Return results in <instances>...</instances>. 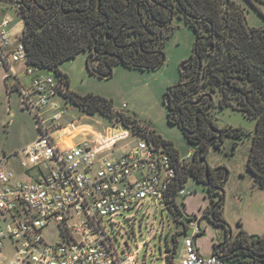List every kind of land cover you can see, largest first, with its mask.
Segmentation results:
<instances>
[{
    "label": "built area",
    "instance_id": "1",
    "mask_svg": "<svg viewBox=\"0 0 264 264\" xmlns=\"http://www.w3.org/2000/svg\"><path fill=\"white\" fill-rule=\"evenodd\" d=\"M9 23V17L0 22V68L13 78L25 106L36 115L40 133L18 153L24 178L0 161V264H146L137 252L116 243L106 220L115 224L114 217L133 211L125 216L133 228L131 221L146 199L167 207L174 196L178 201L185 191L178 190L182 166L192 157L174 156L155 138L144 135H136L132 146L116 156L128 147L117 146L135 135L132 129L131 133L107 129L104 134L63 126L67 109L57 100L64 87L60 77L27 63L25 44L21 37L11 41ZM18 64L30 76V88L23 85ZM60 129L70 133H63L58 141L55 134ZM80 135L83 138L77 141ZM33 168L38 176L32 174ZM182 227L179 264H229L219 255L199 252L201 219H190ZM49 228L57 232V241L45 238ZM146 244L144 240L139 246Z\"/></svg>",
    "mask_w": 264,
    "mask_h": 264
},
{
    "label": "trees",
    "instance_id": "2",
    "mask_svg": "<svg viewBox=\"0 0 264 264\" xmlns=\"http://www.w3.org/2000/svg\"><path fill=\"white\" fill-rule=\"evenodd\" d=\"M250 1L253 3V0ZM15 2L16 9L25 22L20 37L26 47L27 63L56 71L63 83L61 94L66 101L88 114L101 113L112 121H119L125 127L132 129L135 135L155 138L172 155H180L173 141L164 138L148 125L142 124L136 117L115 109L112 99L93 93L81 95L72 90L67 74L60 70V64L76 57L81 51H88L89 56L94 53L93 60H97L96 53L99 47L97 40L104 38L111 30L109 24L117 23L108 16L105 9V5L110 3L109 0H16ZM115 4L123 10V20L129 22L128 26L132 31L139 33L140 28L133 25L135 20L141 19L136 6L132 3L127 5L128 3L124 1H115ZM258 9L264 16V11ZM172 12L175 14L179 12V16H183L182 19L195 32L197 40L193 54L196 53L202 58V61L195 60L194 75L185 80L186 72L182 71L181 80L168 87L164 94L168 122L179 126L196 148L194 153L196 162L193 164L187 162L182 166L183 176L178 190L184 187L190 176L198 182L208 183L206 165H198L200 161L197 158L199 152L204 150L211 139L208 134V124L213 123L212 118L209 117L207 121H203L202 118V115L207 118L210 108L215 105L209 91L218 90L224 95L220 102L222 107L232 105V100L236 99L240 103V110L256 119L247 171L253 175L257 185L264 188V27L249 26L245 9L236 0H162L150 14L155 23L165 24ZM143 31L150 33L152 28L148 26ZM171 35L172 32L165 35L161 41L160 51L152 61H146L145 57H136L127 58V61L110 60L105 66L96 67L94 64L91 66L88 60L89 68L91 72L101 77L111 76L114 66L118 63L140 70L157 69L166 60L165 46ZM199 110H202L200 114ZM223 131H225L223 137L229 135L234 138V147L248 135L242 128ZM218 173L217 169L211 168L209 171L211 181L209 185L215 189L213 190L215 196L219 193L216 191L217 188L225 186L224 183L218 182ZM225 198L223 194L220 195L214 216H208L213 223L227 229V241L219 248L238 246V250H235L237 254L231 257L223 256V259L229 264L252 262L264 264V235L249 234L240 222L241 228L235 239H228L231 227L223 216ZM169 203L171 204L168 208L175 214L177 222L184 225L186 221H180L178 218L182 210L175 196ZM182 235V231H176L173 235L174 245L169 248L164 264H176ZM219 248L218 255H220Z\"/></svg>",
    "mask_w": 264,
    "mask_h": 264
},
{
    "label": "rangeland",
    "instance_id": "3",
    "mask_svg": "<svg viewBox=\"0 0 264 264\" xmlns=\"http://www.w3.org/2000/svg\"><path fill=\"white\" fill-rule=\"evenodd\" d=\"M16 0H0V22L9 17V36L14 43L22 36L25 22L22 15L16 9ZM246 7L247 20L250 26L264 27V17L246 0H237ZM264 11V1L254 0ZM5 10V13L2 11ZM174 33L167 39L165 46L166 60L157 69L140 70L118 63L113 68V74L109 77H101L91 72L88 64L89 52L81 51L76 57L68 59L60 64L62 73L67 74L70 88L81 95L93 93L113 100L114 107L128 115L139 119L142 124L161 134L164 138L174 142L182 157H193L195 145L192 144L183 130L170 124L167 119V108L164 103V94L168 87L177 84L181 79V65L193 54L196 35L192 28L185 24L181 18L173 21ZM95 66L96 61L93 62ZM194 70V65L191 66ZM58 77L56 71L45 70ZM7 71L0 68V161H12L9 166L18 175L24 178L20 164L21 156L18 154L26 145L39 135L38 121L33 111L28 109L21 92L15 87V83L6 79ZM22 83L27 88L31 86V78L24 71L20 73ZM210 92V91H209ZM213 94L215 106L210 110L212 120L219 128L242 127L248 132L255 129L256 120L249 119L245 111L239 108L240 103L233 99L232 106L221 107L224 95L218 90ZM57 100L61 108L67 109L61 123L68 126L70 131L80 129H95L106 133L107 129L115 133L131 129L125 127L119 121H112L101 113L88 114L71 102L66 101L63 95H58ZM60 110V109H59ZM58 110L50 111L48 117L53 116ZM69 132V131H67ZM64 129L56 132L55 137L61 141ZM70 133V132H69ZM80 135L76 140L82 139ZM138 136L133 135L121 142L117 147L128 146L117 151L120 155L129 149ZM240 146L233 148V140L230 137L224 139L221 144L213 145L207 160L215 167L225 165L230 169V176L226 181V200L223 216L230 225L232 237L235 239L240 226L249 234H264V188L257 185L254 177L247 171V161L251 147V140L240 142ZM191 162V161H189ZM7 165V164H6ZM34 176H38L37 168L31 169ZM185 190L178 200L182 213L178 214L180 221L201 219L203 230L197 236L196 244L202 255H211L217 245L222 244L227 238V229L222 225L213 223L206 216V209L212 204L215 195L202 182H198L190 176L183 187ZM133 211L123 212L114 217L115 224L106 220V229L116 240L121 248L137 252V256L146 264H164L169 254V248L174 245L173 235L183 228L177 222L175 214L162 202H155L148 198L144 206L139 210L134 222V227L125 216H130ZM208 215V212H207ZM4 221V220H3ZM192 234V230H189ZM44 236L50 241H57L55 229H46ZM177 254L182 256V240ZM146 240L149 244L139 246ZM176 264L179 260L176 259Z\"/></svg>",
    "mask_w": 264,
    "mask_h": 264
},
{
    "label": "flooded vegetation",
    "instance_id": "4",
    "mask_svg": "<svg viewBox=\"0 0 264 264\" xmlns=\"http://www.w3.org/2000/svg\"><path fill=\"white\" fill-rule=\"evenodd\" d=\"M109 1H110V3L105 5V9H106L107 13L109 14L108 16L115 19V22H117V23L114 25L109 24L111 30L105 34L104 38H101L99 41L97 40V44L99 47L97 49L98 53H96V55H98L97 60H96V65H97L96 67L105 66V64L110 60H117V61H122V60L124 61L125 60V61H127L128 60L127 58H136V57H145L147 59L146 61H148V62L152 61L158 55L160 48H161V41L164 39L165 35L167 33L169 34L170 32H172V34L174 33L175 27L173 26V21L175 20V18H177V17L181 18V19L184 18L183 16L182 17L179 16V14H180L179 12H177L176 14L172 12L170 18L168 19V21L165 24L155 23L151 17L152 15L150 13H151V10L153 8H156L157 5L159 3H161L162 0H109ZM115 1H120V2L124 1V2L128 3L127 5L132 3L136 6V9L140 12V18L141 19L135 20L133 25L140 28L139 33L132 31V28L128 26L129 22L127 20H123V10L118 5L115 4ZM246 1L259 11L258 8H260V7L254 2V0H253V3L250 0H246ZM261 1H264V0H261ZM238 3L245 9V12H246V7H244L240 2H238ZM246 17H247V13H246ZM184 22H185V20H184ZM247 22H248V20H247ZM118 25H121V26H118ZM148 26L152 28V31L150 33H146V31H143V30H146V28H148ZM122 27H123V29H122ZM254 27H258V26H254ZM120 28H121V30H119ZM196 40H197V37H196ZM212 48H213V46H212ZM165 56H166V54H165ZM196 59H198L199 61H202V58H200L196 53L192 54V56L189 58V62L186 65L187 68L185 70H183L182 68L180 69L181 72L182 71L186 72V76L184 78L185 80H187L189 78V76H192L195 74V70L192 71L191 66H193L195 64ZM93 62H94V60H93ZM209 94L211 95V99L214 100L213 94L210 92H209ZM205 96H206V94H204V97ZM203 98L201 99V101L203 100ZM230 106H232V105H230ZM212 108L213 107H211L210 110ZM201 111L202 110H199L198 113L200 114ZM241 111H243V110H241ZM209 117L211 118L210 114H208L207 118L204 115H202L203 121L204 120L207 121L209 119ZM245 117H248L249 119L256 120L255 118L250 117L248 113H247V116H245ZM198 121H199V117H198ZM212 122H213L212 124L211 123L208 124V127H209L208 134L211 136V139L209 140V142L205 146L204 150H202V151H204L202 156H200L201 151L199 152L197 159L200 161V163H197V164L198 165L199 164H205L206 165V170L208 169L207 170V182L208 183H204V184L209 188L211 193L215 194L213 192V190L215 191V189L209 185L211 182L209 179L210 178V174H209L210 169L211 168L217 169L219 171L218 182L224 183L225 186H226V181L228 180V178L230 176V169L225 165H219L217 167H215L214 165L213 166L210 165L208 163V160H207L208 154H209L211 148H213L212 147L213 145L223 143L224 139L227 137L232 138L233 143H234V138L232 136L227 135V136L223 137V133L225 132L223 130L242 128V127L229 126L228 128L227 127L226 128H219L218 125L213 120H212ZM255 128H256V126H255ZM242 129L245 132H247L248 135H246L245 139L240 141V142H245L246 139L249 138V140H251V144H252V138H253V135L255 133V129L252 131V133L248 132L244 128H242ZM239 146L240 145H237L236 147L233 146V148H237ZM202 157H204L207 162L202 161ZM190 161H191L190 163H192V164L196 162L194 155L190 159ZM225 186L221 187V188H219V187L217 188L216 191H219V193L212 200V204L206 209V211H205L206 216H214L215 211H216L217 206H218L219 201H220V195L223 194L226 197ZM225 200H226V198H225ZM215 204H217L216 207H215ZM207 212H208V215H207ZM259 235H261V234H259ZM262 235H264V234H262ZM231 239H233V237ZM231 239H229V240H231ZM237 247L238 246H236V245L233 247L222 246L221 248H219V254H220V256H226V257L234 256L235 254H237V253H235V250L237 249Z\"/></svg>",
    "mask_w": 264,
    "mask_h": 264
},
{
    "label": "water",
    "instance_id": "5",
    "mask_svg": "<svg viewBox=\"0 0 264 264\" xmlns=\"http://www.w3.org/2000/svg\"><path fill=\"white\" fill-rule=\"evenodd\" d=\"M15 4H16V3H15ZM93 59H94V53H92V54L89 56V62H90V64H91V66H93ZM188 62H189V59L186 60V61H184L183 64L181 65V68H182L183 70H185V69L187 68L186 65H187ZM203 153H204V151H201V152H200V156H202ZM202 161L207 162L206 159H205L204 157H202ZM207 168H208V167H207ZM207 170H208V169H207ZM216 205H217V204H215V207H216ZM231 238H232V230L229 232V237H228V239H231ZM225 242H226V241H225ZM225 242H223L222 244H220V245L217 246V248H216L214 254L218 255V248H219L221 245L225 244ZM219 256H220V255H219ZM220 257L223 258V256H220Z\"/></svg>",
    "mask_w": 264,
    "mask_h": 264
},
{
    "label": "crops",
    "instance_id": "6",
    "mask_svg": "<svg viewBox=\"0 0 264 264\" xmlns=\"http://www.w3.org/2000/svg\"><path fill=\"white\" fill-rule=\"evenodd\" d=\"M2 12L5 13V10H3ZM17 69H18V71L21 73V72L23 71V65H22V64H18V65H17ZM19 76H20V75H19ZM9 79H10V81H13V78H9ZM6 80H7V79H5V81H6ZM21 81H22V79H21ZM35 139H36V138H35ZM35 139H33V140H35ZM33 140H31L30 142H32ZM74 141H75V140H74ZM30 142H29V143H30ZM29 143H28V144H29ZM28 144H27V145H28ZM27 145H26V146H27ZM125 151H126V150H125ZM121 154H122V153H121ZM121 154H120V155H121ZM6 164H7V165H6ZM5 165H6L7 167L11 166V165H12V161H11V160H9L8 162L6 161V162H5ZM9 168H10V167H9ZM22 173H23V175H24V177H25L26 175L24 174L23 171H22ZM18 174H19V173H17V175H18ZM18 176H19V175H18ZM19 177H21V176H19Z\"/></svg>",
    "mask_w": 264,
    "mask_h": 264
}]
</instances>
